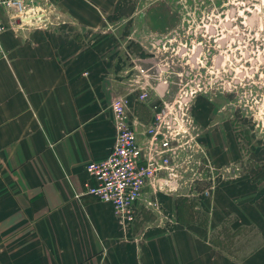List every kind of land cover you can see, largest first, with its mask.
<instances>
[{"label": "crops", "instance_id": "1", "mask_svg": "<svg viewBox=\"0 0 264 264\" xmlns=\"http://www.w3.org/2000/svg\"><path fill=\"white\" fill-rule=\"evenodd\" d=\"M134 1L41 0L39 26L10 24L0 6L10 24L0 37V264H264V247L240 259L219 247L215 205L190 219L180 193L160 192L157 208L140 204L123 226L83 193L85 165L112 148L110 103L139 55L128 36ZM162 10L147 11L152 31L166 22ZM152 103L133 101L139 128Z\"/></svg>", "mask_w": 264, "mask_h": 264}, {"label": "rangeland", "instance_id": "2", "mask_svg": "<svg viewBox=\"0 0 264 264\" xmlns=\"http://www.w3.org/2000/svg\"><path fill=\"white\" fill-rule=\"evenodd\" d=\"M134 3L128 36L138 46L134 51L152 60L157 110L193 119L187 106L198 99L202 132L195 140L184 138L185 182L175 192L185 198L179 212L204 220V210L215 205L212 232L219 247L239 259L250 255L264 247V0ZM152 7L167 15L159 31L145 21ZM213 105L221 109L217 116ZM153 115L152 109L148 122ZM218 119L231 122L232 136L213 127Z\"/></svg>", "mask_w": 264, "mask_h": 264}, {"label": "built area", "instance_id": "3", "mask_svg": "<svg viewBox=\"0 0 264 264\" xmlns=\"http://www.w3.org/2000/svg\"><path fill=\"white\" fill-rule=\"evenodd\" d=\"M40 1L0 0V6L11 13L10 24L16 22V18L29 17L37 22L44 20L45 16ZM10 24L0 19V37ZM5 55L0 39V58ZM150 62L149 55L135 58L134 68L126 81L128 90L114 96L110 103L114 129L112 148L105 158L85 165L87 178L82 184L83 193L111 205L114 216L123 226L134 222L140 204L157 208L154 194L161 192L156 184L159 177L165 178L161 188L167 187L168 193L182 187L186 172L182 167L184 140L187 137L196 139V133H191L195 127L187 114L184 119L183 112L179 116L161 113L157 110L159 103L152 100L154 120L151 119L140 133L144 141H138L135 131L138 121L131 116L132 103L134 100L146 102L151 99L155 80L150 72ZM179 108L182 109L181 105ZM146 187L150 189L149 197Z\"/></svg>", "mask_w": 264, "mask_h": 264}, {"label": "flooded vegetation", "instance_id": "4", "mask_svg": "<svg viewBox=\"0 0 264 264\" xmlns=\"http://www.w3.org/2000/svg\"><path fill=\"white\" fill-rule=\"evenodd\" d=\"M197 102H198V99L195 101L194 106H192V107H191V105L187 106V110H188L189 114L193 115V119H192V117H189V115L187 114V116L189 117L190 123L196 129V138H198L200 136V133L202 132V131H200V127H199L200 125H199L198 120H197V118L195 116V114H196L195 113V108L197 106V104H196ZM190 107H191V111H190ZM220 113H221V109L219 107H216L215 105H213L212 114L217 116ZM194 121H195V123H194ZM214 126H215V129H217V131L219 132L220 135H224L225 134L224 131H225L226 134H227V132H229L231 134V136H232L231 132H232L233 128L231 127V122H228V120H226V119H222V120L218 119L215 122L213 121V127ZM207 131H209V130H207ZM192 132H194V130H192ZM143 207L146 208V209H150V207L145 206V205H143Z\"/></svg>", "mask_w": 264, "mask_h": 264}, {"label": "water", "instance_id": "5", "mask_svg": "<svg viewBox=\"0 0 264 264\" xmlns=\"http://www.w3.org/2000/svg\"><path fill=\"white\" fill-rule=\"evenodd\" d=\"M34 18H36V16H35ZM30 19H33V18H32V17H29V19H25V18H16V23H22V22H23V23H27L28 20H30ZM42 22H43V19H40L39 21H37V22L35 23V25H40ZM158 81H159V79H158ZM158 81H157V82H154V84H153V88H154V89H158V85H157ZM178 107H179V104H178ZM145 126H146V125H144V126H142L141 128H139V126L137 125V126L135 127V131H136V133H137V134L141 133V132L145 129ZM143 139H144V138H143ZM143 139H142V141H143ZM142 141H141V142H142ZM164 181H165V178H164V177H159V178L156 180V184L158 185V189L161 190V192L168 193V188H167V187H163V188H161V184H163ZM146 194H147V192H146ZM150 194H151V193H150V191H149L148 194H147V196L149 197Z\"/></svg>", "mask_w": 264, "mask_h": 264}]
</instances>
